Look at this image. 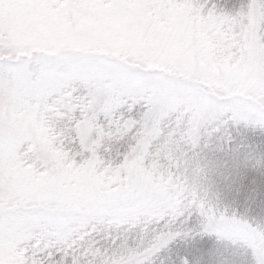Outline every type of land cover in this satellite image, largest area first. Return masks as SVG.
Masks as SVG:
<instances>
[{"label":"snow or ice","instance_id":"obj_1","mask_svg":"<svg viewBox=\"0 0 264 264\" xmlns=\"http://www.w3.org/2000/svg\"><path fill=\"white\" fill-rule=\"evenodd\" d=\"M0 264H264V0H0Z\"/></svg>","mask_w":264,"mask_h":264}]
</instances>
